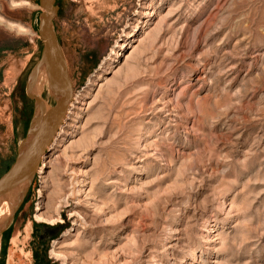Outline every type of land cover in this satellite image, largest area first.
I'll return each instance as SVG.
<instances>
[{
  "label": "rangeland",
  "instance_id": "obj_1",
  "mask_svg": "<svg viewBox=\"0 0 264 264\" xmlns=\"http://www.w3.org/2000/svg\"><path fill=\"white\" fill-rule=\"evenodd\" d=\"M56 7L72 98L0 264H264V0ZM43 13L0 0V179Z\"/></svg>",
  "mask_w": 264,
  "mask_h": 264
},
{
  "label": "water",
  "instance_id": "obj_2",
  "mask_svg": "<svg viewBox=\"0 0 264 264\" xmlns=\"http://www.w3.org/2000/svg\"><path fill=\"white\" fill-rule=\"evenodd\" d=\"M56 2L57 0H39V7L44 13L39 21L38 36L43 47L37 64L31 70V75L34 85L37 84L41 75L46 78V85L39 96L30 97L33 100V112L24 136L27 142L25 149L21 154L17 149L14 164L0 179V209L2 205L12 203L18 195L23 193L18 204L15 205L13 214L0 230V239L21 208L42 159L48 153L59 130L71 99L68 103L66 99L62 100L66 67L53 27V21L58 15ZM44 92L52 99L51 104L45 100Z\"/></svg>",
  "mask_w": 264,
  "mask_h": 264
},
{
  "label": "bare ground",
  "instance_id": "obj_3",
  "mask_svg": "<svg viewBox=\"0 0 264 264\" xmlns=\"http://www.w3.org/2000/svg\"><path fill=\"white\" fill-rule=\"evenodd\" d=\"M20 3L22 5H27V3L24 2V1H21L19 3H14V4H20ZM0 22H1V19H0ZM6 26H7L6 28H9L10 30H13V28H15L16 29L15 31H17L18 33L23 32V29H21V27H18V26H15V25H10L8 23H7ZM114 54H116V53L114 52ZM65 67H66V63H65ZM65 76L66 77H65V79L63 81L64 85H63V89H62V91H63L62 100L65 101V99H66L67 103H68L69 99L72 98V92H71V83H70V80H69V76H67V70H66ZM27 77L28 78H27L26 86H25V92H26L27 96L29 98L31 96H34V95L39 96L41 94V91L44 89V87L46 85V78L43 75H41L39 80H38V82H37V84L34 85L33 77L31 75V73H29V75ZM70 107H71V105H70ZM39 111H40V109H39ZM26 144H27V142H26V140H24V138H22L19 141V145H18V151H19L18 153L19 154H21V152H23V150L25 149ZM43 167H44V161L42 160L38 173H41ZM22 195H23V193L18 195V197H16L12 201V203H8V204H5V205H2V207L0 209V230L3 228L4 225H6L5 223L9 220V218L13 214L14 209H15V205L18 204V202H19L20 198L22 197ZM33 219H34V221L42 222V223L49 222L48 220H46L47 218L43 217V214H35ZM49 219H51V218H49ZM52 220H54V218ZM55 222H57V221H55ZM0 242H1V240H0Z\"/></svg>",
  "mask_w": 264,
  "mask_h": 264
},
{
  "label": "trees",
  "instance_id": "obj_4",
  "mask_svg": "<svg viewBox=\"0 0 264 264\" xmlns=\"http://www.w3.org/2000/svg\"><path fill=\"white\" fill-rule=\"evenodd\" d=\"M57 2H58V0H57ZM57 2H56V3H57ZM7 169H8V168H7ZM7 169H6L5 171H7ZM36 263H37V262H36Z\"/></svg>",
  "mask_w": 264,
  "mask_h": 264
}]
</instances>
